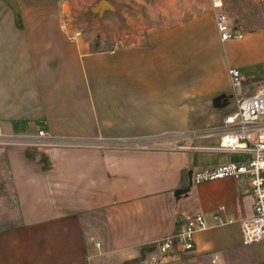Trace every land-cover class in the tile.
Here are the masks:
<instances>
[{
	"label": "crops",
	"instance_id": "1",
	"mask_svg": "<svg viewBox=\"0 0 264 264\" xmlns=\"http://www.w3.org/2000/svg\"><path fill=\"white\" fill-rule=\"evenodd\" d=\"M171 2L163 0L160 24L122 29L104 48L57 3L5 11L0 139L17 218L0 228V264H149L155 243L197 212L207 226L170 262L187 254L228 264L255 244L242 242L240 220L254 205L247 181L189 183L190 170L245 156L182 133L217 127L232 110L230 67L243 90L264 79V0ZM216 11L243 37L223 42ZM75 28L82 36L71 41ZM164 136L195 148L130 146ZM60 140L69 144L54 145Z\"/></svg>",
	"mask_w": 264,
	"mask_h": 264
},
{
	"label": "built area",
	"instance_id": "2",
	"mask_svg": "<svg viewBox=\"0 0 264 264\" xmlns=\"http://www.w3.org/2000/svg\"><path fill=\"white\" fill-rule=\"evenodd\" d=\"M213 5L218 8L222 2L221 0H213ZM68 21V19L63 21V28H68ZM215 21L223 42L228 39L243 37V33L232 28L229 16L225 12L216 11ZM81 36L82 31L78 28L69 31L71 41H76ZM228 72L232 88L233 108L225 114L221 125L191 129L182 134L192 139L216 138L219 141L218 146L211 148L210 151L237 153L245 156L243 160L222 162L210 168H198L192 174V181L198 184L226 177L247 181L254 198V205L252 214L240 220L242 242L244 245L262 243L264 246V84L258 86L252 93H244L242 89L244 77L241 72L232 67L229 68ZM46 134L44 130L38 132V135L42 137ZM178 141L173 137L164 136L152 143L135 141L130 146L167 149L195 148V146H184ZM3 142L8 143V141ZM65 143L67 142L60 140L54 145ZM38 144L48 143L39 142ZM205 149L210 148L206 147ZM206 226L205 215L202 212L187 217L185 223L176 231L166 234L155 243L153 250L147 257L148 263L167 264L177 252L193 250L196 231ZM95 245L99 247L101 242L96 241Z\"/></svg>",
	"mask_w": 264,
	"mask_h": 264
},
{
	"label": "rangeland",
	"instance_id": "3",
	"mask_svg": "<svg viewBox=\"0 0 264 264\" xmlns=\"http://www.w3.org/2000/svg\"><path fill=\"white\" fill-rule=\"evenodd\" d=\"M101 0H0V23L7 19L5 11L13 7L30 4L57 3L60 11H71L74 22L82 29L91 45L102 42V47H114L120 38L121 32L141 29L152 24L161 23V8L163 0H108L111 7L103 11H97L96 5ZM171 2L170 6L177 7V2ZM168 6V2L166 3ZM257 13V11H255ZM124 31H123V30ZM119 42V41H118ZM117 42V43H118ZM264 84V79L244 85V93H252L256 86ZM232 98V97H231ZM233 107V100L228 108ZM211 128V127H206ZM211 139V138H199ZM6 144L0 139V228L13 225L17 218V209L10 185L9 174L5 168L3 149ZM190 145V144H189ZM218 144L206 145L208 150L216 148ZM101 219V216H99ZM228 264H264V246L261 243L250 245L241 253L228 256ZM210 257H194L184 255L176 262L168 264H213Z\"/></svg>",
	"mask_w": 264,
	"mask_h": 264
},
{
	"label": "water",
	"instance_id": "4",
	"mask_svg": "<svg viewBox=\"0 0 264 264\" xmlns=\"http://www.w3.org/2000/svg\"><path fill=\"white\" fill-rule=\"evenodd\" d=\"M112 5L111 3L108 1V0H101L97 5H96V10L97 11H103L107 8H110ZM214 103L216 105H222L223 102H222V96L218 95L217 97H215L214 99ZM192 174H193V171L190 170L189 171V183L192 184L193 181H192ZM186 190H188V188H186Z\"/></svg>",
	"mask_w": 264,
	"mask_h": 264
}]
</instances>
